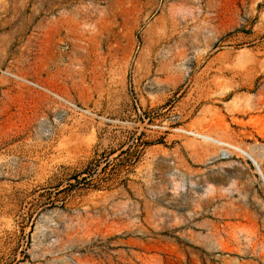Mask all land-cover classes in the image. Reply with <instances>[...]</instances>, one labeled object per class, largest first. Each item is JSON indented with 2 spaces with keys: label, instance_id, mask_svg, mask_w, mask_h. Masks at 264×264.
Returning <instances> with one entry per match:
<instances>
[{
  "label": "rangeland",
  "instance_id": "rangeland-1",
  "mask_svg": "<svg viewBox=\"0 0 264 264\" xmlns=\"http://www.w3.org/2000/svg\"><path fill=\"white\" fill-rule=\"evenodd\" d=\"M0 264H264V0H0Z\"/></svg>",
  "mask_w": 264,
  "mask_h": 264
},
{
  "label": "built area",
  "instance_id": "built-area-1",
  "mask_svg": "<svg viewBox=\"0 0 264 264\" xmlns=\"http://www.w3.org/2000/svg\"><path fill=\"white\" fill-rule=\"evenodd\" d=\"M23 81H24L26 84H28L29 86H31V87H33V88L39 90V91H42V92H44V93L49 94L50 96H52V97H54L55 99H57L59 102H62V103L67 104V105H71L70 102H68V101L65 100L64 98L60 97L59 95L53 93L52 91H49L48 89H46V88L43 87L42 85L37 84V83H35V82H33V81H27V80H23ZM220 145L223 146L224 149H226V150H229V149L233 148V150L238 151V149H236V148H234V147H230V145H228V144H226V143H223V142H222Z\"/></svg>",
  "mask_w": 264,
  "mask_h": 264
}]
</instances>
